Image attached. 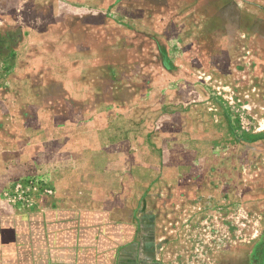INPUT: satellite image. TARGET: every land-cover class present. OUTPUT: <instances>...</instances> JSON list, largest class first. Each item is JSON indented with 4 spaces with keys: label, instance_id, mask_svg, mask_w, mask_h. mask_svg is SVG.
I'll return each instance as SVG.
<instances>
[{
    "label": "rangeland",
    "instance_id": "374dc122",
    "mask_svg": "<svg viewBox=\"0 0 264 264\" xmlns=\"http://www.w3.org/2000/svg\"><path fill=\"white\" fill-rule=\"evenodd\" d=\"M94 249L264 264V0H0V264Z\"/></svg>",
    "mask_w": 264,
    "mask_h": 264
},
{
    "label": "crops",
    "instance_id": "0c3cea01",
    "mask_svg": "<svg viewBox=\"0 0 264 264\" xmlns=\"http://www.w3.org/2000/svg\"><path fill=\"white\" fill-rule=\"evenodd\" d=\"M90 253V252H89ZM105 253L104 252H96V250H92V253L91 254H88V253H85L87 255H85V264H99L100 261H97L98 259H102L104 258L103 257V254ZM93 255V260L90 259V257Z\"/></svg>",
    "mask_w": 264,
    "mask_h": 264
}]
</instances>
